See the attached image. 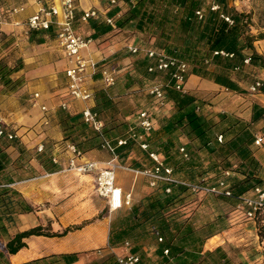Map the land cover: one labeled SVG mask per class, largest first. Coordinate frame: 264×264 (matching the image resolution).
<instances>
[{
    "label": "crops",
    "instance_id": "1",
    "mask_svg": "<svg viewBox=\"0 0 264 264\" xmlns=\"http://www.w3.org/2000/svg\"><path fill=\"white\" fill-rule=\"evenodd\" d=\"M73 1L75 3L73 28L76 32L91 38L80 49V55L90 58L96 66L94 71L90 68L85 70L84 83L93 92L92 98L86 100L69 99L65 93L63 70L70 65V62L55 37V27L51 25L48 29H26V17L36 9L38 2L36 0H0L3 8L22 6L21 10L0 20V42L3 46L0 63L11 66L20 61V67L12 71L9 76L11 78L20 76L23 79L20 85L7 92H3L0 85V119L15 133L13 140L5 139L2 144V151L5 154L4 170L7 177L4 183L10 190L18 192L23 204L30 207L29 210L9 212V219L4 220L5 229L0 230V242L4 244L12 238L14 233L35 225L47 227L46 229L51 233H31L22 236L20 239L22 245L15 251L2 250L4 254L0 258V264H19L51 254L66 255L65 264H89L97 255L108 252L112 255L125 251L132 252L129 245L123 244L127 241L126 238H122L118 244H109L108 233L122 209L126 210L130 205L136 204L152 190L147 184V178L141 173L116 167L114 169L115 183L122 191H130L131 203L129 206L108 209L105 198L97 195L93 189L96 170L83 172L67 165L71 153L66 145L75 143L74 145L80 151L79 155L74 157L76 163L92 160L95 161V167L99 168L105 166V162L111 159L113 162L136 169L144 166L145 161L142 157L144 151L134 145L127 146L125 149L115 148V156L112 157L111 153L96 143L101 137L112 140L114 137L123 135L127 126L136 122V110L143 107L134 103L131 98L135 95V90L141 87L131 84L132 81L137 83L135 80L137 75L130 62L131 55L126 46L140 42V34L145 33L150 37V45L161 47L163 44L159 38H155L149 32L139 31L131 24L114 25L92 37L93 28L90 21H103L104 13L99 12L97 18L90 17L86 21H81L78 16L82 9L88 7L102 10L103 0ZM229 3H234V0H229L227 4ZM120 7L121 4L111 7L105 15L118 17L124 10ZM115 11H118L117 16ZM14 21L17 22L14 23ZM263 40L264 38L254 39L253 47L264 57L261 49ZM108 65L116 67L115 82L103 87L97 69ZM144 74L149 76L146 79L152 75ZM184 86L186 90L197 89L201 96H205L209 89H215L213 93L215 96L223 94L222 90H228L212 80L192 73L186 75ZM168 88L170 87L166 88L165 108L162 113L155 115L153 128L157 127L172 110V101L167 95ZM34 92L37 93L36 97H32ZM244 94L251 100L247 113L249 116L251 112L255 115L260 108L264 109V91L250 93L245 90ZM135 98L138 100L137 97ZM62 100H68L66 108L59 107V102ZM147 100H149L148 95ZM40 105H43L45 109H41ZM86 105L94 108L101 120V131L104 130V132L99 136L93 135V130L88 126L84 130H79L87 125L79 116L80 109ZM207 107L213 108V105ZM236 113L242 116L237 111ZM242 118L247 119L244 116ZM258 121H261L260 124L263 127L264 110L250 123ZM65 123H70L71 126L63 130ZM261 127L259 130H250V132L253 137L254 134H261L264 144V133L260 131ZM67 132L68 135L65 136ZM175 133L177 134L176 146L182 145L190 153V158H186L185 161H199L190 150L194 149L195 154L199 153L203 147L197 148L194 141L189 140L185 134L179 131ZM38 143L42 145L40 150L36 149ZM250 145L249 148H251ZM177 154H180L179 150ZM252 154L258 162H261L254 152ZM37 155L45 165L49 166V169L43 167ZM162 155L164 157L163 152ZM262 159L264 160V155ZM133 162L136 165H133ZM174 170L172 167L174 176L184 178V174L180 172L181 176H179ZM135 244L139 245L136 251H141L140 241Z\"/></svg>",
    "mask_w": 264,
    "mask_h": 264
},
{
    "label": "trees",
    "instance_id": "2",
    "mask_svg": "<svg viewBox=\"0 0 264 264\" xmlns=\"http://www.w3.org/2000/svg\"><path fill=\"white\" fill-rule=\"evenodd\" d=\"M228 1L123 0L126 8L114 19V25L126 26L131 24L137 30L149 32L155 38H159L163 41L161 48L187 62L186 75L188 73L196 74L199 77L212 80L228 90L241 91L242 88L238 85L235 77L243 76L247 72L245 68H250L251 65L264 64V57L257 53L253 47V40L264 38V32L257 35L247 33L242 12L228 6ZM212 3L217 4L215 9L210 8ZM195 9L201 11L199 18L194 14ZM220 14L229 15L231 23H227ZM90 24L93 28L92 37L111 28L109 24L103 21H90ZM219 49L231 53V55L213 53L214 50ZM245 56L249 57L246 63L243 62ZM205 58L208 59V62H204ZM20 64V61L11 66L0 63V85L3 92L10 91L22 83V77L11 78L9 76L12 71L20 67ZM145 64L146 60L143 57L139 68L140 70L143 69L144 73H148L145 71ZM150 74L152 75L149 79L154 76L161 78L164 75L153 72ZM262 80L264 82V79ZM263 91L259 88L256 92ZM167 95L173 105L170 114L165 116L157 127L152 128L143 136L149 146L156 144L155 146L161 149L165 164L173 167V169H183L185 175L183 179L200 185L217 184L219 180H222L223 184L220 188H225L228 193L222 191H207V193L214 194L230 205L243 204V199L247 196L245 192L252 191L254 186L258 185L264 189V179L258 175L257 171L259 163L249 148L253 140L249 128L250 122L263 112V108H260L255 115L251 112L247 121L235 112L217 111L211 113L205 111L203 113V110L208 106V98L199 95L198 91L179 92L173 88H168ZM70 126V123H65L63 130ZM87 126L89 128L87 124L79 130H84ZM175 131L185 134L189 140L194 141L195 147H203L206 153L214 152L216 159L209 160L205 167L199 161L189 159H187L189 161H185L186 158L182 156L181 152L177 154V134ZM261 131L264 133V125L261 127ZM68 132L65 136L68 135ZM93 132V135L99 136L104 130H93ZM217 133L221 135L220 140L216 139ZM124 135L125 131L121 136ZM5 139L13 140L0 137L1 231L5 229L4 220L9 217V212L30 209L28 205L23 204L18 192L5 186L4 182L7 177L4 170L5 154L2 151V144ZM115 139V137L112 140L109 139L114 150L118 147L125 149L127 146L134 145L139 150L144 151L142 154L145 161L144 166L152 163L146 150L140 148L134 141L129 140L124 145L115 146ZM99 142L96 144L99 145ZM189 155L190 153L187 152V158ZM232 156L237 158L234 167L229 163V157ZM37 157L43 163L38 155ZM132 164L136 165L134 162ZM43 167L49 169V166L44 163ZM209 172L213 174L208 181L206 176ZM223 172L227 175H224ZM26 174L29 175L28 172ZM163 185H165L163 181L157 180L154 186H150L152 190L144 195L139 202L130 205L115 219L108 233L109 244H118L122 238L153 234L152 230L156 229L161 235V240L156 241L155 247L159 257L158 264H244L240 259L228 255L226 249L220 244L204 248L205 238L214 234L218 229L213 227L212 221L194 227L186 218L179 217L175 211H172L173 206L191 190L183 185H171L169 192H163ZM259 209H264V201L253 210V216ZM46 228L35 225L14 233L12 238L4 244L0 242V258L4 254L2 250L13 252L21 246L20 239L24 235L31 233L51 234ZM261 228H258V232L264 238V226ZM138 248L139 245L135 243L130 246L132 252ZM163 248L167 249L166 254H162ZM113 256L110 254L100 261H91V264L113 261ZM66 262V255L51 254L19 264H65Z\"/></svg>",
    "mask_w": 264,
    "mask_h": 264
},
{
    "label": "built area",
    "instance_id": "3",
    "mask_svg": "<svg viewBox=\"0 0 264 264\" xmlns=\"http://www.w3.org/2000/svg\"><path fill=\"white\" fill-rule=\"evenodd\" d=\"M38 6L36 9L26 17L25 25L26 29H48L51 25L55 27V37L62 48L65 57L69 60L70 65L64 68L63 75L65 78V93L69 99L77 98L81 100L90 99L93 96V92L85 85V70L90 68L95 70L96 66L94 61L90 58H85L80 55V49L84 47L90 40V36L82 35L76 32L73 28V20L75 17V3L73 0H36ZM104 7L99 10L94 7H88L82 9L78 18L81 21H86L90 17L97 18L99 12H103V22L114 27V17L111 15H105L106 11L111 7L118 6L123 0H103ZM217 7L216 3L210 5L211 9ZM22 9L21 5L9 6L6 8L0 5V20L3 17L12 15L13 13ZM194 14L197 18L201 16L199 9L194 10ZM115 15H118V11H115ZM220 16L227 22L231 23V18L227 14H220ZM17 21H14L16 23ZM129 53L141 52L146 60L145 71L148 73H162L166 76V79L160 77H152L146 80L145 91L149 97L150 106H143L136 110L134 124L128 125L125 130L124 136H118L115 139V146L124 145L129 140L134 141L138 146L147 152V156L151 159L152 163L148 166H143L140 169L130 167L129 165H121L113 162L111 159L107 160L105 166L96 168L95 161L85 160L79 163L74 161V157L79 155L80 151L73 143H68L66 148L71 153V156L67 160L68 167L74 168L78 171L88 172L95 169L93 178V189L97 195L105 198L108 209L119 208L121 206H129L131 203L130 191H122L114 180V169L121 167L124 169H131L141 173L147 178V184L154 186L157 180H161L165 183L163 185V192H169L171 185H183L188 187L191 191H222L228 193L225 188H220L223 182L219 180L217 184L200 185L198 183L187 181L186 179L176 177L172 174L171 166L164 163V157L161 149L155 145L149 146L143 136L147 134L154 125L155 115L162 113L166 105V88L170 87L179 92H185L184 86L186 71L188 64L185 60L178 58L177 56L167 53L163 48L156 47L148 44L132 43L126 46ZM227 54L221 49L214 50L213 53ZM249 57L245 56L243 62H248ZM204 62H208L205 58ZM100 75V82L103 87L110 86L115 82L116 67L113 65L98 67ZM259 88L264 90V82L262 79H255L247 86V90L250 93L256 92ZM37 93L34 92L32 97H36ZM68 100H62L59 102V107L66 108ZM41 109H45L43 105H40ZM81 120L88 124L95 131H100L102 123L98 118L97 111L90 107L84 106L79 111ZM0 137H6L12 139L15 137V133L6 126V124L0 119ZM221 135L216 134V139L220 140ZM252 143L254 145L263 144V136L261 134H254ZM99 146L105 148L112 157L115 156L114 146L110 143L109 139L101 137ZM41 143L36 145V149L40 150ZM178 150L182 156L187 158V152L182 145L178 146ZM54 159V158H53ZM252 192L254 196L247 195L243 199V204L246 209L244 214L248 217L253 216V210L264 201V189L260 186H254ZM153 234L156 241L161 240V235L158 234L156 229H153ZM124 246H128V242L124 241ZM167 249H162V254H166ZM139 255L136 252L125 251L115 254L113 261H104L103 264H139Z\"/></svg>",
    "mask_w": 264,
    "mask_h": 264
},
{
    "label": "rangeland",
    "instance_id": "4",
    "mask_svg": "<svg viewBox=\"0 0 264 264\" xmlns=\"http://www.w3.org/2000/svg\"><path fill=\"white\" fill-rule=\"evenodd\" d=\"M228 6L233 7L237 11H241L243 14L244 26L247 33L252 35H257L258 33L264 32V0H234V3H229ZM121 9L126 8V4L121 2ZM139 44H151L150 37L147 33L140 34ZM264 41V40H263ZM3 46L0 42V53L2 52ZM127 49V48H126ZM262 51L264 52V42L262 44ZM130 62L135 70V80L137 83L132 81L131 84L138 85L141 87L135 90V95L131 98L134 103L142 106H150L149 100H147V95L145 94V83L146 77L144 76L143 69L140 70L139 64L143 58L141 52L131 54ZM15 64V63H14ZM250 68H245L247 72L241 77H235L238 85L242 88L241 91H224L223 94L213 95L215 89H209L204 94L205 98L211 99L208 101V105H213L212 107H207L206 111L212 112H224L233 113L235 111L240 113L242 116L247 117L249 120V111L251 100L245 97L246 87L251 81L259 78L264 79V64L257 63L255 66L251 65ZM149 79V78H148ZM147 79V80H148ZM161 79H166V76H161ZM190 89V88H189ZM190 90L198 91L195 88ZM145 91V92H144ZM247 91V90H246ZM210 96V97H209ZM138 100H136V98ZM241 116V117H242ZM261 121L249 125V128L253 130H259L261 127ZM102 127V126H101ZM90 129H92L89 126ZM121 129V128H120ZM94 130V129H92ZM261 131V130H260ZM264 144L261 145H250L251 152H254L261 162L259 163L258 175L264 179V160L262 159L264 153ZM262 147V148H261ZM191 154L199 160V162L205 167L208 161L212 158L215 160L214 152H207L202 150L194 154V149L190 150ZM200 157V158H197ZM194 158V159H195ZM237 158L229 157V163L234 167ZM174 172L180 175L184 174L180 169H175ZM224 175H227L223 172ZM212 172L207 174V180L209 181L212 176ZM185 178V176H184ZM198 178V177H196ZM246 195L254 196V193L249 190L245 192ZM246 207L242 204L230 205L214 194L207 193L205 191H188L186 195L176 202L173 206L179 217L186 218L191 225L194 227L202 226L203 224L212 221L213 227L218 229L214 234L205 238L203 242V247L214 246L216 244L222 245L228 255L240 259L244 264H264V238L259 235L258 228L264 226V209H259L256 214L252 217H248L244 214ZM125 209H122L117 217H119ZM262 229V228H261ZM152 233L147 235H141L136 237L126 238L128 245L131 246L133 243L140 241L141 251H136L139 255V264H158L159 257L156 254V240L152 236ZM110 255V252L94 256L92 261H100L106 256ZM91 264V261L90 263Z\"/></svg>",
    "mask_w": 264,
    "mask_h": 264
}]
</instances>
